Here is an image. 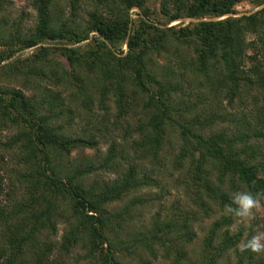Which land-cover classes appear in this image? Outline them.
<instances>
[{"label":"trees","instance_id":"trees-1","mask_svg":"<svg viewBox=\"0 0 264 264\" xmlns=\"http://www.w3.org/2000/svg\"><path fill=\"white\" fill-rule=\"evenodd\" d=\"M29 1L35 26L23 32L5 17L7 0H0V74L22 78L21 89L0 86V130L11 131L4 148L14 154L23 186L0 224L7 229L0 236V264H24L28 254L32 264H63L61 257L50 259V243L40 242V233L63 218L61 256L81 243L88 264H131L133 256L151 264L158 253L172 264H218L230 253L228 264H264V253L239 251L252 235L231 232L237 218L224 213L237 191L264 194V147L254 142L264 139V6L238 15V3L254 0H153L164 19L159 22L145 7L150 0H87L92 9L70 22L55 16L57 0ZM133 8L139 9L137 22ZM182 18L197 22L168 27ZM47 43L60 46L70 70L48 57L49 47H39ZM247 95L256 126L221 106L243 104ZM109 101L121 121L114 125L125 128L128 140L111 145L96 170L127 167L113 181L87 184L90 160L64 165V158L99 142L94 135L74 137L67 128L80 111L92 118L95 105L109 110ZM220 123L234 125L233 132L218 131ZM170 133L178 140L174 169L182 172L179 182L196 211L163 219L156 214L143 225L134 213L146 202L136 193L150 177L140 168L158 160ZM115 204L121 206L110 210ZM200 215L215 218L192 260L191 224Z\"/></svg>","mask_w":264,"mask_h":264},{"label":"rangeland","instance_id":"rangeland-1","mask_svg":"<svg viewBox=\"0 0 264 264\" xmlns=\"http://www.w3.org/2000/svg\"><path fill=\"white\" fill-rule=\"evenodd\" d=\"M58 5L55 7V16L57 18L61 17V21H72L74 19L76 22H80L87 11L91 10L92 7L88 6L87 0H57ZM72 2L74 7L71 6ZM7 5L4 11L5 17L10 23L18 24L23 32H29L35 26V12L30 6L29 0H7ZM259 3V4H257ZM88 6V8H87ZM264 6V0H254V1H243L238 3L235 6V10L238 15L251 14L260 10ZM145 7L149 10V13L153 20L164 22V19L159 15V4L156 1L150 0L147 2ZM87 8V9H86ZM139 11L138 8H133L130 10V17L133 22H137L138 17L135 12ZM73 13L75 16L73 17ZM82 18V19H81ZM81 19V20H80ZM80 20V21H79ZM190 21L197 22V20H187L182 18L174 23H171L169 26H186ZM136 24V23H134ZM180 24V25H179ZM182 24V25H181ZM92 33L89 35V37ZM250 38V37H249ZM86 43V42H84ZM83 43V44H84ZM69 45L68 48L76 47ZM39 47H49L48 57L59 62L62 67L67 70H70L69 62L62 55V52L59 50V45H52L51 43L44 44ZM5 48L0 46V53L4 51ZM58 49V50H57ZM122 51H126L127 48L122 45L120 47ZM37 49H30L24 52L23 57L32 56ZM164 62V59L157 60V64L161 66ZM165 63V62H164ZM44 85V84H43ZM0 86L3 88H22V78L17 77H8V75L0 74ZM29 94V92H25ZM107 111L104 109H98L95 105L93 111L91 112L92 118H88L90 113L80 111L79 116L77 115L73 123L67 128V133L71 134L74 137L77 136H91L94 135L99 142L98 147L90 149H75L70 153L68 159L64 158V165L74 162H80L84 160H90L93 164V172L88 176L86 183L93 184L95 181L110 182L120 177V174L126 170L125 167H121L119 171H114L112 173L105 172L99 168L101 161L99 158H103L108 151L109 147L114 143L117 145L122 144V139L126 138L125 128H121V125H114L121 122L118 116V109L113 101H109L107 105ZM222 109L229 111H235L239 114L245 115L248 117V120L251 121L253 126H256V122L249 116L251 110L254 109L252 97L247 95L243 104H239L238 101H235L232 107H228L226 102L222 103ZM139 110H137L138 112ZM109 119V120H108ZM131 120V124L134 125L135 121L132 118V114L128 118ZM106 120L108 121L106 124ZM117 122V123H115ZM105 126V127H104ZM226 130L228 133L233 132L234 125L229 123H220L217 126V130ZM11 135V131L7 129L0 130V159L1 161V174H3L4 180V191L0 197V224L3 223L5 219V213L11 210V207L14 205V201L20 199L22 195L23 186L17 183V167L15 165L14 154L6 151L4 144L6 140ZM170 138L163 146L162 150L159 153L158 160L151 162L147 160L141 168L144 172L147 173L150 179H147L149 184L143 187L139 192L136 193V196L141 200H144L146 203L144 207L136 209L134 215L135 218L142 222L143 225H148L149 220L159 215L161 219L166 218V215L178 214L182 211L190 212L196 211L195 207L191 204V200L187 196V189L185 185L180 183L181 171H175L173 160L178 154V140L174 133H170ZM255 143L259 145L262 149L264 147V139L255 140ZM129 148V147H128ZM120 150V148H118ZM127 150V148H126ZM133 163V161H132ZM262 207L259 210L255 211V215L251 220L241 221L236 219L234 224L230 227L231 232L235 233L239 229H242L245 234L250 233L252 236L264 232V198L261 199ZM121 206V204H115L110 206V210L116 211ZM216 209V208H214ZM1 213H3L1 215ZM214 216L210 218L198 217L197 221H194L191 224L193 232L196 234L194 241L187 247L192 260L196 259L200 250V244L203 236L206 234V231L210 224L214 220ZM137 221V222H138ZM55 229H45L40 233V242H48L52 245V252L49 254L51 260H61L63 264H88L86 257V251L83 249L81 243H77L75 247L72 248L68 255H63L59 252L58 247L61 243L67 224L62 220L54 221ZM135 228V225H132ZM7 234V229L5 226L0 227V236ZM147 255H143L144 259H147ZM32 256L28 254L26 256L24 264H32ZM234 261V255L230 253L224 259L220 260L218 264H228L229 262ZM128 262L131 264H143L142 260L138 257L133 256L128 259ZM151 264H172L171 261L165 260L162 258V254L158 253L156 259H153Z\"/></svg>","mask_w":264,"mask_h":264},{"label":"clouds","instance_id":"clouds-1","mask_svg":"<svg viewBox=\"0 0 264 264\" xmlns=\"http://www.w3.org/2000/svg\"><path fill=\"white\" fill-rule=\"evenodd\" d=\"M264 194L253 195L250 191H237L231 196V204L225 205V215H231L241 221L251 220L255 211L262 207L261 199ZM241 253L250 251L254 254L264 253V232L253 235L249 240L238 245Z\"/></svg>","mask_w":264,"mask_h":264}]
</instances>
